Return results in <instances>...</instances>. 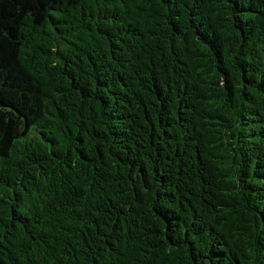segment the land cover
Segmentation results:
<instances>
[{"label": "trees", "instance_id": "16d2710c", "mask_svg": "<svg viewBox=\"0 0 264 264\" xmlns=\"http://www.w3.org/2000/svg\"><path fill=\"white\" fill-rule=\"evenodd\" d=\"M0 264H264V0H0Z\"/></svg>", "mask_w": 264, "mask_h": 264}]
</instances>
